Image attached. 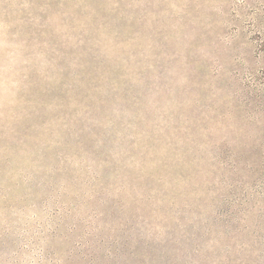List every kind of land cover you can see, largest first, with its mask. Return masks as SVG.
Segmentation results:
<instances>
[{"label":"rangeland","instance_id":"1","mask_svg":"<svg viewBox=\"0 0 264 264\" xmlns=\"http://www.w3.org/2000/svg\"><path fill=\"white\" fill-rule=\"evenodd\" d=\"M0 264H264V0H0Z\"/></svg>","mask_w":264,"mask_h":264}]
</instances>
